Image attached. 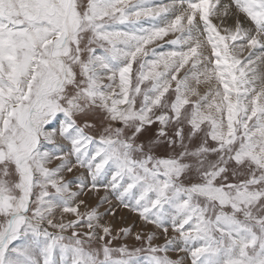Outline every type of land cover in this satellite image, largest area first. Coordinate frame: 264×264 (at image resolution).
Segmentation results:
<instances>
[{"label":"snow or ice","instance_id":"6c2138e0","mask_svg":"<svg viewBox=\"0 0 264 264\" xmlns=\"http://www.w3.org/2000/svg\"><path fill=\"white\" fill-rule=\"evenodd\" d=\"M261 65L264 0H0V264H183L170 228L191 264H264ZM101 187L166 243L111 247Z\"/></svg>","mask_w":264,"mask_h":264},{"label":"rangeland","instance_id":"374dc122","mask_svg":"<svg viewBox=\"0 0 264 264\" xmlns=\"http://www.w3.org/2000/svg\"><path fill=\"white\" fill-rule=\"evenodd\" d=\"M155 0H152V2ZM225 1V2H223ZM221 3H231V0H221ZM234 10V9H233ZM228 18V17H225ZM243 19V18H242ZM157 22V21H156ZM214 22H219L218 20L214 19ZM141 23L144 24L145 27L149 26V19H145L143 21H141ZM121 28H123L124 26H120ZM174 35L173 34H169V36L164 37L163 40H159L156 41L153 45H149L148 47L150 49L154 48L157 52L161 51H168V50H173L174 46L170 43L172 39H174ZM163 49V50H162ZM248 55V50H246L243 53V56H247ZM262 68H259L258 70H260V72H264V65H261ZM137 71V65H133V75H135ZM88 119H90L95 125L96 128L95 130L91 133L93 135H98L100 130L103 127V124L101 123L102 120V116L100 118H95V117H89ZM116 127H120L119 124L115 125ZM158 128L157 124L152 125V131L148 133L149 136H151L152 138L155 137V129ZM57 143L63 144L65 145L66 148H70V145L67 144L66 141H64L62 138H57ZM164 147V146H161ZM157 154L158 155H165L166 153L162 152L160 150V148H157ZM69 159H74L73 157H69ZM60 162L58 160H54L52 162V164L49 165V167H55L59 164ZM57 164V165H56ZM78 171H72L71 173H65V181H75V179L81 175H85L84 177L88 180H90V177H88L87 171L85 169H80V168H76ZM107 183V182H106ZM102 188V187H101ZM105 189V188H104ZM73 191H78V189H76L75 187L72 189ZM91 193L87 192V194ZM110 195V193H109ZM86 196V195H85ZM83 196V198L85 197ZM111 197V195H110ZM114 201H117L114 207L111 208H107L106 210L102 211V209H98L99 214L103 217V219L101 220V223L110 226L111 228L115 229L116 231H113V235H117L119 238L112 240L111 243V247L114 248H118L122 245H127L130 251H135L138 248H146V244L143 241H137L135 239V235L136 233L140 232V233H155L156 234V239L154 240V244L155 245H160L163 246L166 243V239L164 234L162 233L161 230L156 229L154 225H152V227L154 228V230L152 231V229L149 230V228H147V224L143 223V221L140 219V217L134 213L131 212L130 210H128L127 208H124L121 206L119 200L116 198V196L111 197ZM111 199L112 202H114ZM106 204V203H104ZM117 205L119 206L120 210L121 208L125 209L126 211H128L131 214V217L129 218L130 221L126 220V218H124L123 216H115V215H108L109 210H113L114 212L116 211ZM105 212V213H104ZM136 218V222H133L134 216ZM60 215V211L57 210V219L59 218ZM71 218V217H69ZM68 218V219H69ZM132 222V223H131ZM144 224V225H143ZM150 226V225H148ZM122 228H131V234L128 235L127 237H125L123 235V233H121L119 230ZM158 231H156V230ZM49 231H53L55 232L56 230L54 229H49ZM77 231H79L81 234L85 233L88 231L87 228L85 227H80L77 229ZM145 231V232H143ZM161 232V233H160ZM169 233L170 235H167V239H172L174 241V243L170 246V250L168 251L167 255L169 256L170 259L174 260V261H179L180 259L182 260L183 264H191V256L190 253L188 252H184V251H179V248L183 246V241L181 240V238L179 237V235L175 232L172 231V229H169ZM162 234V235H161ZM65 235L70 236L71 232H67L65 233ZM159 236V237H158ZM109 238H105V241L101 242V241H95L93 242L95 246H100L102 243H106L107 240ZM149 253L147 251H141L139 253L136 254V259L140 260L142 262V264H146V260L149 257ZM158 255H162V254H158Z\"/></svg>","mask_w":264,"mask_h":264},{"label":"bare ground","instance_id":"6f19581e","mask_svg":"<svg viewBox=\"0 0 264 264\" xmlns=\"http://www.w3.org/2000/svg\"><path fill=\"white\" fill-rule=\"evenodd\" d=\"M163 2V0H155V1H153V3L154 4H159V3H162ZM223 2H225V1H223ZM221 4H223V3H221ZM225 4V3H224ZM224 19L227 21V24H229V25H231L232 23H233V20L231 19V18H225L224 17ZM157 23H158V21H157ZM163 50V49H162ZM161 51V50H160ZM260 68H262L261 66H260ZM260 71V70H259ZM68 144V143H67ZM60 162V161H59ZM57 165V164H56ZM73 171H78L76 168H74L73 169ZM85 176V175H84ZM110 180V177L105 181V183L106 182H108ZM109 193H110V195H111V197H113V196H116V193L115 192H113L112 190H110V189H108V190H106V189H104L103 187L102 188H100V190H99V192H91V193H89V194H86V196L83 198V197H81V199H84L85 201H86V206H87V208H88V210H90L92 207H96V208H98V209H102V211H104V210H106L107 208H111V207H114V205L115 204H113V203H116L117 201H114L111 197H110V195H109ZM104 197H107V199H108V201H110V203H106V204H103L102 206H100V203H101V200H102V198H104ZM111 199L114 201V202H112L111 201ZM117 208L118 209H116V211H115V216H123L124 218H126V220H128V221H130L129 220V218L131 217V214L128 212V211H126L125 209H123V208H121V210H120V208H119V206L117 205ZM85 210V206H82L81 207V211H84ZM129 210V209H128ZM105 213V212H104ZM133 216H134V214H133ZM69 217H71V216H69V215H65V219H68ZM73 217H71V218H69V219H72ZM136 221H138V220H136V218H135V216H134V219H133V222H136ZM132 223V222H131ZM150 229H152V231L154 230V228L152 227V226H150V228H149V230ZM112 230L113 231H116L115 229H113L112 228ZM156 230V229H155ZM157 231V230H156ZM143 232H145V231H143ZM158 232V231H157ZM156 233V232H155ZM161 233V232H160ZM162 235V234H161ZM168 236L170 235V233L168 232V234H167ZM159 237V236H158ZM181 260V259H180Z\"/></svg>","mask_w":264,"mask_h":264},{"label":"built area","instance_id":"2783aa9c","mask_svg":"<svg viewBox=\"0 0 264 264\" xmlns=\"http://www.w3.org/2000/svg\"><path fill=\"white\" fill-rule=\"evenodd\" d=\"M167 2H169V0H163V3H167Z\"/></svg>","mask_w":264,"mask_h":264},{"label":"crops","instance_id":"0c3cea01","mask_svg":"<svg viewBox=\"0 0 264 264\" xmlns=\"http://www.w3.org/2000/svg\"><path fill=\"white\" fill-rule=\"evenodd\" d=\"M144 223V222H143ZM144 225V224H143ZM147 226V228H150V226H152V225H150V226H148V225H146Z\"/></svg>","mask_w":264,"mask_h":264}]
</instances>
